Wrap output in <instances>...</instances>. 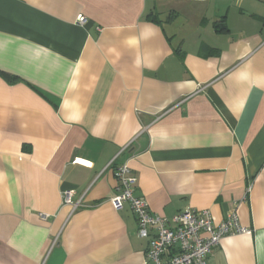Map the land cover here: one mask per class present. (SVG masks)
I'll list each match as a JSON object with an SVG mask.
<instances>
[{"label": "crops", "instance_id": "0c3cea01", "mask_svg": "<svg viewBox=\"0 0 264 264\" xmlns=\"http://www.w3.org/2000/svg\"><path fill=\"white\" fill-rule=\"evenodd\" d=\"M121 163L159 216L235 210L207 264H264V0H0V264H146Z\"/></svg>", "mask_w": 264, "mask_h": 264}, {"label": "built area", "instance_id": "2783aa9c", "mask_svg": "<svg viewBox=\"0 0 264 264\" xmlns=\"http://www.w3.org/2000/svg\"><path fill=\"white\" fill-rule=\"evenodd\" d=\"M82 22V21H81ZM74 159V162H78ZM116 185L109 202L115 210L129 205L135 215L137 235L148 241L146 264H207V256L227 235L250 233L240 225L232 209L219 223H215L208 209L191 208L168 219L149 210L146 200L134 194L135 177L126 163L114 170ZM250 190L248 187L247 191ZM63 204L78 206L72 191L62 192Z\"/></svg>", "mask_w": 264, "mask_h": 264}, {"label": "trees", "instance_id": "16d2710c", "mask_svg": "<svg viewBox=\"0 0 264 264\" xmlns=\"http://www.w3.org/2000/svg\"><path fill=\"white\" fill-rule=\"evenodd\" d=\"M151 20L156 21V20H155V17H151ZM221 22H222V21H221ZM220 27H222V26H220Z\"/></svg>", "mask_w": 264, "mask_h": 264}]
</instances>
